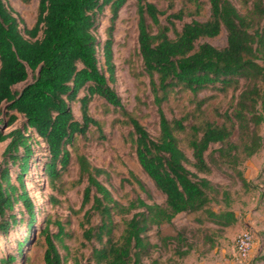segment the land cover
Segmentation results:
<instances>
[{
	"label": "trees",
	"instance_id": "1",
	"mask_svg": "<svg viewBox=\"0 0 264 264\" xmlns=\"http://www.w3.org/2000/svg\"><path fill=\"white\" fill-rule=\"evenodd\" d=\"M127 1L38 0L35 21L28 28L9 2L0 0V114L6 118V127L19 116L24 118L20 127L8 132L0 129V142L8 140L2 152L4 166L0 167V232H7L17 223L32 226L36 221L34 204L23 182L33 154L29 134L33 130L45 144L47 158L42 168L51 188H60L62 176L72 162L78 165L77 182L86 183L79 225L82 237L95 242L88 257L93 264H159L151 258V249L171 243L173 253L184 259L196 250L195 245L182 232L161 233L162 227L172 224L180 213H199L197 223L214 227L212 236L204 233L208 249H214L215 238L235 225L238 215L230 207L229 192L207 176L218 171L249 188L251 182L239 165L264 145L260 132L264 123V0H247L250 4L246 3L243 13L231 0H206L208 17L183 22L180 29L175 20L181 21L188 9L200 12L203 1L179 0L181 8L169 13L163 23L160 16L177 0H167L166 10H159L148 0H134L140 74L148 81L146 98L135 99L139 106L154 107L158 119L156 136L150 134L136 113L125 108L111 85L114 20ZM187 3L193 8H185ZM105 8L111 16L108 35L102 43L101 66L97 54L100 41L94 30ZM222 30L226 33L223 47L201 41L216 37ZM214 89L232 91V111H216L221 123L206 117L203 105L207 98L199 96ZM173 93L186 94L194 108L168 118L163 105ZM95 96L117 112L115 121L130 128L128 136L136 160L164 197L162 204H148L140 198L120 203L98 179L105 170L92 166L83 153L75 152L77 136L87 138L93 131L104 137L102 121L89 112V103ZM75 102L79 104L80 119L75 117ZM234 132L235 141L231 139ZM181 143L191 151L190 158ZM11 167H18V171L14 170L18 186L11 181ZM20 201L27 218L21 216L19 220L12 211ZM212 203L221 207L216 210ZM138 208L142 210L132 213ZM115 214L123 216L121 223L114 220ZM96 215L99 220L94 223ZM49 225L50 221L45 220L40 231L45 244L43 261L63 264L57 241H62L65 229L57 224V230L51 231ZM152 228L158 236L156 242L149 240ZM262 244L257 260H264V229ZM18 245L20 249L22 243ZM143 256L150 262H143ZM17 258L8 254L0 264H11Z\"/></svg>",
	"mask_w": 264,
	"mask_h": 264
},
{
	"label": "rangeland",
	"instance_id": "2",
	"mask_svg": "<svg viewBox=\"0 0 264 264\" xmlns=\"http://www.w3.org/2000/svg\"><path fill=\"white\" fill-rule=\"evenodd\" d=\"M7 1L22 18L23 24L28 28L32 27L36 17L38 0ZM148 1L154 3L159 10L167 9V0ZM201 1L204 2V5L200 12L196 13L192 9H188L181 21L175 20L177 29H180L183 22H189L193 19L203 21L208 17L209 5L206 0ZM231 1L242 13L246 10V3L250 4V1L247 0ZM134 2V0H128L127 5L120 8L114 20L112 31L114 80L111 85L119 94L125 108L136 113L150 134L156 136L158 133V119L154 107L150 104L139 106L135 99L136 96H140L143 99L146 98L148 81L140 74L141 60L137 54V16ZM182 5L183 3L177 0L172 9L160 16L161 21L166 23V16L180 9ZM185 8H193V5L187 3ZM110 16L109 9L105 8L103 14L98 17L97 26L94 30L95 36L100 41L97 54L101 66H103L104 61L102 43L108 35ZM170 36H174L172 32H170ZM201 41L217 47H223L226 44V33L222 30L216 37L203 38ZM17 86L21 87L20 84ZM199 96L207 98L203 107L205 108L206 117L212 121L222 122L216 111L219 113L232 111L231 89L227 91L207 90ZM73 108L75 117L80 119L79 104L75 102ZM193 108L194 105L188 103L187 95L184 93H173L169 101L163 105L164 112L168 118L181 116V114ZM89 112L92 116L102 121V134L104 137H99L98 133L93 131H90L87 138L77 136L75 138V152L83 153L92 166L105 170V173L100 175L98 179L110 190L113 198L120 203L127 204L129 200L140 198L148 204H162L164 197L156 190L152 181L145 176L136 160L128 136L130 128L121 122L115 121L118 116L117 112L97 96L93 97L89 103ZM23 122L24 118L19 116L12 125L6 127V118L0 114V129H3L4 132L20 127ZM260 132L264 139V123L260 126ZM29 134L32 135L33 154L29 158V170L26 175H23V182L28 196L34 204L36 221L32 226H27L25 222L17 223L10 227L7 232H0V260L8 254H15L18 255V258L11 264H45L43 261L45 244L40 231L44 226L45 220H49V229L51 231L57 230V224H61L66 232L62 241H57L63 257V264H93L88 257L95 242L93 239L86 241L82 237V229L79 225L84 212V210L79 211V207L86 183L77 182L78 165L76 161L71 163L68 171L62 176L60 188L54 190L50 187L49 178L43 173L42 168L44 160L47 158L45 144L36 137L33 130H29ZM231 139L233 141L237 139L236 132L233 133ZM7 141L0 142V167L4 166L2 152ZM181 147L184 148L190 158L191 151L186 149L183 143H181ZM263 164L264 145L256 154L245 159L239 165L245 178L251 182V186L247 189L241 187L240 182L236 179H231L218 171L207 176L212 182L221 185L223 189L229 192L231 198L230 207L238 215L239 222V226H230L220 236L215 238L217 252L214 255H212L213 250L208 249L209 243L204 242V233L212 236L214 227L209 223H197L195 218L199 216V213L178 214L174 217L172 224L162 227V235H175L177 232H182L185 238L195 245L194 255H196V251H199L204 256L211 255L210 259L212 261H217L221 257H231L232 264H234L235 238L241 230L249 229L247 227L249 226L255 238V249H253L251 258L247 262L240 264H264V260H257L263 248L264 173H261ZM14 170L18 171V167H11V181L18 186ZM211 206L216 210L221 207L216 203H212ZM138 210H142V208L132 210V213ZM12 212L19 220L21 216L27 218L21 201L14 205ZM122 217L115 214L114 220L121 223ZM98 220L97 215L92 218L94 223ZM148 234L151 242L158 240L155 228L148 231ZM19 243H22L20 249H18ZM173 248V243L169 245L162 244L158 248H152L150 256L151 258H156L159 264H184V259L173 253ZM18 251L19 253H17ZM257 251L258 253L256 254ZM142 260L145 263L150 262L147 256H143Z\"/></svg>",
	"mask_w": 264,
	"mask_h": 264
},
{
	"label": "built area",
	"instance_id": "3",
	"mask_svg": "<svg viewBox=\"0 0 264 264\" xmlns=\"http://www.w3.org/2000/svg\"><path fill=\"white\" fill-rule=\"evenodd\" d=\"M255 238L250 229L241 230L235 238V251L233 263L240 264L251 258L254 249Z\"/></svg>",
	"mask_w": 264,
	"mask_h": 264
},
{
	"label": "crops",
	"instance_id": "4",
	"mask_svg": "<svg viewBox=\"0 0 264 264\" xmlns=\"http://www.w3.org/2000/svg\"><path fill=\"white\" fill-rule=\"evenodd\" d=\"M233 226H239V222H237L235 225ZM249 229L250 227L247 226ZM255 249V248H254ZM213 250V254L217 252L216 247ZM254 251V250H253ZM196 255H194V251H192L191 253H189L185 258H184V264H232V259L231 257H221L220 259H218L217 261H212L210 259V257H212L211 255L209 256H204V254L200 253L199 251H196L195 253ZM253 254V253H252ZM194 255V256H192Z\"/></svg>",
	"mask_w": 264,
	"mask_h": 264
},
{
	"label": "water",
	"instance_id": "5",
	"mask_svg": "<svg viewBox=\"0 0 264 264\" xmlns=\"http://www.w3.org/2000/svg\"><path fill=\"white\" fill-rule=\"evenodd\" d=\"M257 253H258V251L256 252V254H257ZM256 254H255V255H256Z\"/></svg>",
	"mask_w": 264,
	"mask_h": 264
}]
</instances>
